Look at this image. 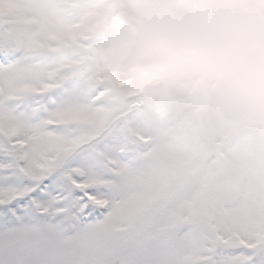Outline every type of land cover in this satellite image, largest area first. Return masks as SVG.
I'll return each instance as SVG.
<instances>
[{
  "label": "snow or ice",
  "instance_id": "1",
  "mask_svg": "<svg viewBox=\"0 0 264 264\" xmlns=\"http://www.w3.org/2000/svg\"><path fill=\"white\" fill-rule=\"evenodd\" d=\"M100 0H0V264H264V118L92 73Z\"/></svg>",
  "mask_w": 264,
  "mask_h": 264
},
{
  "label": "clouds",
  "instance_id": "2",
  "mask_svg": "<svg viewBox=\"0 0 264 264\" xmlns=\"http://www.w3.org/2000/svg\"><path fill=\"white\" fill-rule=\"evenodd\" d=\"M92 73L154 105L264 118V0H100Z\"/></svg>",
  "mask_w": 264,
  "mask_h": 264
},
{
  "label": "rangeland",
  "instance_id": "3",
  "mask_svg": "<svg viewBox=\"0 0 264 264\" xmlns=\"http://www.w3.org/2000/svg\"><path fill=\"white\" fill-rule=\"evenodd\" d=\"M122 83V82H121Z\"/></svg>",
  "mask_w": 264,
  "mask_h": 264
}]
</instances>
